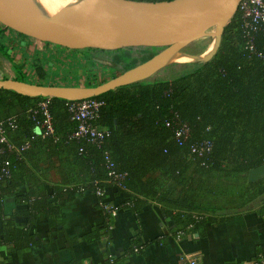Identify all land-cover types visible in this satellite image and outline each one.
<instances>
[{"label": "trees", "instance_id": "1", "mask_svg": "<svg viewBox=\"0 0 264 264\" xmlns=\"http://www.w3.org/2000/svg\"><path fill=\"white\" fill-rule=\"evenodd\" d=\"M248 19L237 7L222 30L215 53L203 63H181L175 76L144 79L89 97L101 102L92 123L103 131L99 141L71 136L76 124L69 118L68 105L77 101L29 97L0 88V127L9 144L0 143V202L6 195L19 193L17 201L27 209L23 212L40 208L57 217L66 202L82 193L94 195L99 208L110 204L104 199L109 188L127 194L128 200L122 203L126 206L139 198L158 203L169 220L171 235L178 231L191 235L204 223L216 220L213 216L229 209L227 205L235 203L230 208L238 210L264 196V175L246 180L248 170L264 167V23L245 27ZM7 30L12 29L0 23V55L10 62L15 80L28 82L25 62L16 66L7 53L2 40ZM158 48L97 50L112 52V60H107L119 74ZM120 51L134 56L125 53L121 57L117 55ZM89 55L91 62L93 54ZM32 64L35 78L43 79L41 64ZM43 109L52 126L47 135L41 126ZM182 127L184 133L177 135ZM23 144L26 147L17 150ZM45 151L46 158L58 160L64 169L59 184L38 179L35 161ZM32 160L34 167L29 168ZM109 171L119 178L113 179ZM28 177L34 182L32 188ZM212 178L235 179L233 197L224 200V205L211 200L218 184L208 192V200L200 198ZM7 220L2 221L0 244L19 237L16 226L9 228L12 223Z\"/></svg>", "mask_w": 264, "mask_h": 264}, {"label": "crops", "instance_id": "2", "mask_svg": "<svg viewBox=\"0 0 264 264\" xmlns=\"http://www.w3.org/2000/svg\"><path fill=\"white\" fill-rule=\"evenodd\" d=\"M2 74L7 78L16 72L0 55ZM45 153L35 161L38 179L59 184L64 169ZM33 164L32 160L28 167ZM217 190L211 193L214 189L206 183L201 200L209 199L208 192L211 198L219 192L224 200L233 197ZM18 194L6 195L0 202V231L8 219L9 228L15 225L19 234L0 244V264H187V258L198 264H249L264 256V196L238 210H232L235 203H231L196 233L181 232L177 237L168 232L171 225L158 203L139 198L126 206L124 192L105 189L104 199L118 205L114 215L99 208L94 195L82 193L66 202L57 217L40 208L23 212L26 208L18 203Z\"/></svg>", "mask_w": 264, "mask_h": 264}, {"label": "water", "instance_id": "3", "mask_svg": "<svg viewBox=\"0 0 264 264\" xmlns=\"http://www.w3.org/2000/svg\"><path fill=\"white\" fill-rule=\"evenodd\" d=\"M239 1L70 0L50 8L34 0H0V23L37 40L64 47H162L143 62L94 86L42 85L7 77L0 78V88L29 97L76 101L144 80L174 62L178 54L187 56L189 62L203 63L215 53ZM205 36L212 39L207 51L189 54L182 50ZM263 175L264 167L258 166L247 171L246 180Z\"/></svg>", "mask_w": 264, "mask_h": 264}, {"label": "rangeland", "instance_id": "4", "mask_svg": "<svg viewBox=\"0 0 264 264\" xmlns=\"http://www.w3.org/2000/svg\"><path fill=\"white\" fill-rule=\"evenodd\" d=\"M207 32H211V30L208 29ZM2 35L4 36H2V40L5 42L7 51H9L8 54L12 58V63L16 66H23L22 62H25L23 70L26 72L25 80L28 82L32 81L44 85L52 84L56 86H88L87 84H100L109 79L114 73L117 74L116 70L114 71V68H112L113 64L108 63L107 60V57L111 58L110 55L112 52L110 51L101 52L97 50L99 48L90 46L64 47L48 41L32 39L21 33H16L14 30L5 31ZM211 43L212 39L209 36H205L189 43L182 50L189 54H197L207 51ZM129 52L120 51L117 52V55H122L121 57H123L127 53L133 57L134 55ZM89 54H93L92 60L101 59L107 63H104V65L94 63L92 60L90 62L87 57L90 56ZM138 54H140V51L137 52ZM32 62L39 63L43 67V79L35 78L34 70L33 68L31 69ZM181 63H189V59L183 62L175 60L167 68L164 67L157 70L145 80L160 79L167 75H170V77L175 76V70L181 68ZM213 179L215 178L210 179L208 182L212 183L211 187L218 184L220 191L223 190V185H225L227 186L226 191L228 195H233L234 186L236 187L235 179H225L227 182H224L223 179ZM219 193L213 196L211 200H214L217 205H224V199Z\"/></svg>", "mask_w": 264, "mask_h": 264}, {"label": "built area", "instance_id": "5", "mask_svg": "<svg viewBox=\"0 0 264 264\" xmlns=\"http://www.w3.org/2000/svg\"><path fill=\"white\" fill-rule=\"evenodd\" d=\"M237 7L243 12L245 16H248V21L244 22V26H250L253 23L262 22L264 23V0H240ZM33 39V38H32ZM77 102L68 105V112L70 120L74 121L76 124L75 129L71 133V136L74 138L88 137L91 141H99L102 137V130L97 129L92 123L97 117V111L101 102L85 98L81 100H76ZM42 107L45 106L44 103L41 104ZM43 122L41 124L44 127L43 135L50 134L52 132V126L49 120V114L45 109L42 112ZM184 133V128L177 130L176 134L180 135ZM0 143H6L4 138L3 131L0 127ZM26 147V144L19 147L17 150H22ZM109 176L112 174V178H119L118 175H114L111 171L107 173ZM101 191H96V195H101ZM103 209H107L109 214L114 215L116 208L111 204H101ZM181 234L180 231L176 233L177 237ZM187 264H198L194 258H187ZM112 260H109L111 263ZM249 264H264V256L259 259L252 260Z\"/></svg>", "mask_w": 264, "mask_h": 264}, {"label": "bare ground", "instance_id": "6", "mask_svg": "<svg viewBox=\"0 0 264 264\" xmlns=\"http://www.w3.org/2000/svg\"><path fill=\"white\" fill-rule=\"evenodd\" d=\"M36 2H41L43 4H45L46 6L53 8L54 6H57L59 3H64V2H68L70 0H34ZM189 58L185 55L182 54H178L176 57V61L179 62H183L188 60Z\"/></svg>", "mask_w": 264, "mask_h": 264}, {"label": "flooded vegetation", "instance_id": "7", "mask_svg": "<svg viewBox=\"0 0 264 264\" xmlns=\"http://www.w3.org/2000/svg\"><path fill=\"white\" fill-rule=\"evenodd\" d=\"M25 42H26V41H25ZM161 49H162V47H159L158 49H156V50L154 51V53H152V55L155 54L156 52H158V51L161 50ZM185 52H186V51H185ZM187 53H188V52H187ZM152 55H151V56H152ZM151 56H149V57H151ZM149 57H148V58H149ZM148 58H147V59H148ZM144 60H146V59H144ZM144 60H142V61H140V62H143ZM140 62H139V63H140ZM137 64H138V63H137ZM116 75H117V74H116Z\"/></svg>", "mask_w": 264, "mask_h": 264}]
</instances>
